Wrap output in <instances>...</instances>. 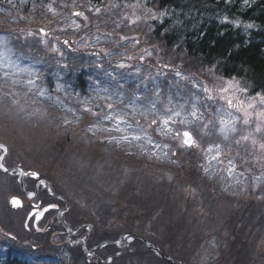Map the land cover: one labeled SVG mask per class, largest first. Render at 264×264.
Listing matches in <instances>:
<instances>
[{
    "label": "rangeland",
    "instance_id": "rangeland-1",
    "mask_svg": "<svg viewBox=\"0 0 264 264\" xmlns=\"http://www.w3.org/2000/svg\"><path fill=\"white\" fill-rule=\"evenodd\" d=\"M0 1H5L4 3L8 7H11L9 4L14 5L17 4V2H20L19 0ZM47 1L46 7H48L52 15L57 14L60 17V14H63L62 18H59V21H63V25L67 28L72 30L80 26L89 27L95 25L94 27L97 28V32L100 31L102 33L100 39L105 40L106 42H111L113 45H116L119 40L113 41L109 38H105V36H103L104 34L108 33L110 35H117L120 33L119 29L122 27L125 26L128 28L130 25H135V22L139 17H143L144 19V25H142V28H148L152 20L150 10H146L145 6L142 5L144 3L140 0L127 1L123 3L121 8L114 7L112 0H100L99 7L108 9L113 15V17H108L107 20L102 21H95L94 19H91V17L87 20V18L82 16V0H57V5L54 4V1L56 0ZM37 2L42 3V0H37ZM6 6L2 3L0 4V13L8 11ZM84 8H86V6H84ZM65 11L68 12L65 13ZM11 19L17 21L15 18ZM29 21L22 24V30L28 28V25H30ZM91 21H93V23ZM123 21L125 23H123L124 25H121V22ZM5 24H2L0 16V26H2L0 32L3 31L1 30L2 28H5ZM17 26L20 25L14 24V27ZM38 29L39 28L36 29L35 37L39 39ZM43 29H47L49 34L43 38L52 36L48 24H44ZM31 34H33V31ZM89 36L91 37L92 35ZM130 36H134L133 40H141L143 37L142 34L138 32L135 35L131 34ZM5 39L8 38L5 36L0 37V84H10L16 87H21L24 89L23 93H27L30 97L25 96L29 102V106L12 104L8 107H0V119L14 125L13 130L15 131L14 135L16 136V140L28 141V139H30L28 144L31 147L38 145L39 151H41L40 148L43 147V144L47 145L49 141H51L50 134L46 129V123H56V120L59 117L64 118V123H66V125L69 123L68 121H83V123L87 125V129L99 138V143L102 141H108L116 146L125 147L137 156L145 155L149 158H155L158 160H171L170 154L172 149L169 142L174 140L173 134L179 127L191 126L190 128H193L199 126L200 122L205 117L211 115L214 116L218 126H220L219 131L228 133L234 131L237 121L240 128V134L243 136L241 141L233 142L230 145H220L219 143L209 144L205 147L201 145L199 149L201 153L196 156L194 161V163L198 165V169L203 173V176L208 179L214 178L217 186L227 196H235L234 201L229 197L226 199L220 198V205H215V209L210 212L212 216L208 215L205 223H203V227H201L202 225H200V222H196L192 225L194 220L191 217L181 218V216H179L180 212H186L189 210L188 206L187 210L177 209L178 211L174 212V209L171 211V208H175L176 203H168L158 214L157 222L154 216L146 218L149 219L150 222L147 225V229H144L141 232L146 237L150 238H153L158 234L166 238L173 233L178 232L175 230L177 228L181 232L185 231L186 235L193 236L197 234L195 230L198 227H201L204 228V233L209 234L211 238L210 244H207L208 250L210 249V251L216 256L220 257L222 252L228 251L226 257H229L231 254H236V256L243 261L242 264H245L243 254L250 255V257L254 259L253 264H264V229L260 231L259 241L254 247L252 246V241L246 245H241L235 242L232 244L233 236L238 233L246 235V233L254 227L252 226V212L246 213V215L249 216V219H251L246 222V224L250 226V229L248 230H241L242 225H244V223H242L244 217H240V219H238V216L236 219L232 217L235 226H233V224L228 226L229 223L226 220L228 210L232 208L240 210L242 208L238 196H245L248 191H252V189L256 191L259 185L264 181V102L261 100V97H264L263 95L259 93H254L252 95L242 88L238 93L233 90L232 95L229 96L227 91H224L227 89L226 84L218 81L214 83V76L207 72L204 76L200 77H186L179 73L177 74V79L186 80L195 87L194 92L189 94H186L185 92L174 93L170 87L166 90L159 89L160 85H158V88H155V86L151 84L148 88H143V90L139 92L148 95L146 101H138L136 97L125 101L126 93L130 92L131 95H134L139 89L133 90L129 79L124 82L121 81V86L116 88L114 87L115 85L110 86L107 82H101L100 80L96 81L92 78L94 84L91 87L86 88L89 92L88 97H80V95L71 94L70 90H67L68 85H66V82L69 80L62 82V76L60 74L52 75L54 76L53 80L55 82L52 89L44 86L42 82L45 80V77L40 73V70L42 69H37L34 66V62L23 61L19 56L11 57V50L4 47ZM96 42L97 39H95L93 43ZM77 45L81 46V43L79 42ZM150 49L149 46H146L144 49L138 51V55L143 52L144 55H142V57H145V55L151 53L152 50ZM110 50L113 49L110 48ZM123 56V54L117 52L115 54H108V57L105 58V60L113 63L112 67L114 66V68L113 70H109V73L118 80L120 79L122 74L121 71L124 68L120 65L125 66L127 64L126 56H124V58ZM204 77L207 78L204 85L208 87L205 86V92L203 93L198 90L202 88L199 83L204 82ZM233 88H235V86ZM229 98L235 103L236 101L243 102V106L236 111L241 119H238V115L234 113L225 117L223 113L219 111L224 108L225 103ZM38 99H43L47 102L58 105L61 111L65 110L68 112V116L59 114L55 119L51 116L47 122L40 116L39 123L42 127L37 129L36 132H32L28 128L27 123L26 125L21 124L18 118L23 120V115H28L27 118L32 120L36 116L41 115L40 111L43 110V105H37ZM21 100L22 98L16 99L17 102ZM214 104L216 105L215 108L213 107ZM248 105H252V107H248ZM87 111L91 113L90 118L86 115ZM223 112L227 111L223 110ZM7 113H12L16 117L5 116ZM28 121L29 120H27V122ZM0 134L2 136H12L6 125L0 127ZM45 140L48 142H45ZM196 146L198 147V143ZM31 153H33V150ZM200 157L202 159L199 162ZM92 158L96 159L94 156H92ZM84 160L85 157H82L78 164L73 162V160L67 162L68 164L71 162V164L80 171L81 179L82 174L86 169L90 170L91 177L92 175L94 176V180L92 178L88 182V185L91 187L89 190H86L85 187L80 186L79 184L78 187L83 190H80L79 196L76 200L74 199V204L77 206L79 213L84 214L90 220L92 217L98 227H111V229L114 230V225L115 227H120L122 222L116 220L117 217L115 216V219L110 218L108 220L107 225H104L103 222L100 223L98 217L99 213L97 212V209L99 208V200L95 198H99L100 195L107 192L115 193L113 195L118 196L116 192L117 185L114 186V183L108 179L110 176L108 174L109 171H104L102 165H99L97 168L86 165L83 169H80L78 166L82 165ZM54 161L59 163L58 159ZM135 162L137 164L139 163L138 160H135ZM61 165L64 164L61 162ZM160 168H155V170L160 173L167 171V173L163 174L165 177L169 176L172 173L171 170L174 169L168 166L167 168L164 167L163 170ZM96 174L97 176L95 177ZM110 174L113 175L111 172ZM159 181L160 180L158 179L153 180L152 177L148 178V180L142 178L134 183H129L125 180L123 181V184H121V187L124 189L132 186L130 188H132L134 194L137 195L136 192L143 189L146 185L151 183L158 184ZM166 195H170L168 191L166 192ZM70 196L72 199V196L75 197L76 194H69V197ZM260 196L261 195L257 197L260 198ZM256 203H258V201L253 204ZM218 210L220 215L218 218H214V215ZM121 211H123V209ZM172 212H174L172 216L167 217ZM137 218L140 217L137 216ZM206 223L212 225V227L216 226V230H219V233L214 234L209 232ZM152 226L155 228H152ZM138 232L140 233V231ZM201 237L202 236L198 234L195 237L188 238L189 242L184 247V250L188 251L189 244L194 243ZM134 240L132 243H136V246L133 247L139 249L140 252V250L143 249L144 244H142L139 239ZM128 242L131 243V239L127 241V246H132H129ZM175 244L179 245L178 242ZM219 249L224 250L221 252ZM206 252L201 254L197 259L196 256L194 258L191 257V259L189 258V261L192 264H206L208 260V254ZM139 255L143 259V264H157V261L151 254L144 252ZM211 257L212 255H210V258ZM234 259L235 257L232 260ZM218 260H220L221 264L224 263H222V261H225L221 259Z\"/></svg>",
    "mask_w": 264,
    "mask_h": 264
},
{
    "label": "trees",
    "instance_id": "trees-1",
    "mask_svg": "<svg viewBox=\"0 0 264 264\" xmlns=\"http://www.w3.org/2000/svg\"><path fill=\"white\" fill-rule=\"evenodd\" d=\"M113 1L118 4L131 0ZM140 1L144 3L142 5L145 7L148 6L146 7L147 9L154 11L156 17L154 24L146 29L144 38L136 46H132V51H137L136 49L140 48L143 42H147L148 46L153 50V54L150 55L151 62L162 69H167L170 73L172 68L176 67H191L202 71L209 69L222 76L234 75L237 78L245 79L252 91L264 93V0ZM46 2L48 1L42 0V3H40L37 0H27L22 5L17 2L14 5L9 4L11 7H8L4 2L0 1V4L2 3L8 9L7 12L0 13L2 24L6 23L5 28L1 30L11 32L9 37L15 39L16 44L10 41L15 53L17 55L23 53L30 60L41 59L44 55V49L43 52L41 50L37 51V43L34 42L31 45V51H29L21 35L20 26L14 27V24L22 25L30 20L31 26H40L43 20H49L50 30L53 32L52 35L54 34L52 39L49 40V47L53 48L55 44L59 45L61 54L48 52L42 58L44 60V68H48V71L58 70L64 72L73 81V92H79L81 95L89 94L85 89L87 79H91V82H94V80L103 82L107 79L110 80L108 82L110 86L116 85L115 77L112 76L111 78L110 74L106 73L109 71L111 64L105 60L108 50L110 48L114 50L116 45L111 44V42H106V45H104L100 41L96 47H90L92 43H89V41L94 38L100 39L97 36H93L98 34L97 28L94 27L95 25L89 27L80 26L71 30L63 25V21H59L63 14H60V17L57 14L52 15L48 7H46ZM82 2V16L87 18V20L91 17L95 21H102L112 17L103 8L99 7L100 0H82ZM54 4L57 5L58 1H54ZM67 12L65 11V13ZM11 18H15L17 21ZM91 22L93 23V21ZM127 32H130V30L125 28L120 30V34ZM89 35L92 36L90 37ZM99 35H102L100 31ZM103 36L117 41L116 35L106 33ZM64 41H67V44H64ZM79 42L81 46L77 45ZM40 48H44V46ZM131 54V52H125L127 59L130 58ZM99 56H102V58L98 59ZM130 61H132V57ZM129 67L125 69L127 70ZM127 71L131 72V68ZM137 71L141 76L140 81H142V67ZM58 115L59 112L52 115V118L55 119ZM58 119L56 123H46V129L50 134L51 141L47 144L48 146L43 144V147L40 148L41 153L36 156V158L39 157L37 162L45 167L49 163L48 173L50 175L55 174V176L57 170L53 169V163L56 159L73 160V162L78 164L83 155H85L84 162L78 166L80 169H83L86 165L93 168L102 165L104 171H109L108 174L110 176L108 179L114 183V186L117 185L116 192L118 194V196L111 195L108 197L103 194V201L108 200V206L102 209L103 215L113 214L115 210L118 212L121 205V208L125 210L122 213L128 212L131 215L139 216V221H141L152 216L150 208H160V211L155 213L157 222L158 214L168 203H176V206L181 204V208H184L190 199H195L196 201L193 202L192 207H199L200 200L207 199L209 202L213 201L215 203L220 199L213 196L212 187L204 186V183L198 180L199 172L190 164L182 162V166H174L171 162H157L148 160L145 157V160H141L138 165L133 155H126L124 150H118L115 145L108 142L99 144L88 132L86 137H84L82 133L83 124L67 123L66 125L63 117ZM40 127H42L40 124L37 126L32 124L33 132H36ZM45 142L48 141L45 140ZM91 155L96 157V159H93ZM167 166L174 168L169 176L165 177L163 175L167 171L160 173L155 170V168L160 167L163 170ZM77 173L79 175L78 184L89 190L91 187L88 182L92 178L94 180V176L92 175L91 177L90 170L86 169L83 174L81 173L82 179L78 169ZM152 176L155 177L153 180H160L158 184H153L149 187L145 186L140 190L139 195L134 194L133 189L130 188L132 186L124 189L121 187L125 180L129 183H134L142 178L148 180ZM196 187H200V190L193 192L191 188ZM80 190L82 191L83 189L80 187L74 189L72 193H75L76 196L73 199H77ZM167 191L170 194L169 196L166 195ZM240 205L242 207L240 210L236 208L228 210L226 218L229 223L228 226L231 224L235 226L232 217L236 219L238 216V219L244 217V221H242L244 225H242L241 230L250 229L246 222L251 219L246 213L252 212V226L254 227L246 235L238 233L233 236L232 244L235 242L246 245L252 241V246L254 247L259 241L260 231L264 229V194L261 195L259 202L256 204H248L240 199ZM173 209L174 212L177 210V208H171V211ZM208 211H211L210 206H208ZM172 214L173 212L167 217L172 216ZM143 221L146 222V219ZM128 222L131 224L132 221L129 220ZM141 226L142 223L139 228ZM125 229L132 228L127 227ZM175 230L181 232L177 228ZM196 231L200 233L193 236H188L184 232L174 233L172 234V239L177 240L182 249L188 244V238L195 237L198 234L202 237L198 238L194 243H190L189 247H200L199 245L210 244V235L204 233V228L199 227ZM210 232L218 234L219 230L217 231L216 226H214L210 227ZM219 250L222 252L224 249ZM227 252H222L219 258L214 253L211 252V254L214 258L213 260L217 263H220V260L216 259L225 260L222 261V263L224 262L223 264L243 263L236 254L226 257ZM234 257L235 259L232 260ZM243 259L245 264L254 263V259L250 255L243 254Z\"/></svg>",
    "mask_w": 264,
    "mask_h": 264
},
{
    "label": "flooded vegetation",
    "instance_id": "flooded-vegetation-1",
    "mask_svg": "<svg viewBox=\"0 0 264 264\" xmlns=\"http://www.w3.org/2000/svg\"><path fill=\"white\" fill-rule=\"evenodd\" d=\"M11 148V144L5 138L0 140V219L2 218V223L11 230L5 232V236L19 244L26 241L27 244H21L16 261L20 259L23 264H27L32 254L37 256L36 260L39 259V255L46 256L41 259L48 258L49 250L52 247H57L50 245V242L66 241V234L59 216L62 215L64 219H68L71 212L69 210L64 214L65 203L61 198L64 196L63 191L52 190L56 195L51 196L48 188L39 182L42 177L32 180L29 177L30 173H27L32 168L18 162L16 151ZM18 167L24 169L21 175L22 183L17 171ZM36 187L37 194L32 199L30 197ZM13 201L16 203L14 204ZM73 231L76 232L74 237L72 236L73 241L78 239L86 241L87 231L81 225L75 227ZM50 238L53 240L50 241ZM63 247L70 248L68 245ZM76 250H80V247H77ZM91 256V258L83 256L84 261L87 264H97L98 262L95 260L97 255Z\"/></svg>",
    "mask_w": 264,
    "mask_h": 264
},
{
    "label": "bare ground",
    "instance_id": "bare-ground-1",
    "mask_svg": "<svg viewBox=\"0 0 264 264\" xmlns=\"http://www.w3.org/2000/svg\"><path fill=\"white\" fill-rule=\"evenodd\" d=\"M83 157H85V155H83ZM58 161H59V163L57 161H54V163H53V169L57 170L56 176H55V174L50 175L48 173L49 163H47V165H46L47 167L42 172L41 177L43 180L50 183L51 191L55 190L57 192L58 191L60 192L63 190V191H66L67 193H72L74 191V189H76L79 186V184H78L79 175L77 173V168L74 167L71 164V162L68 164L67 162L69 160H67V159H65V160L58 159ZM61 162L64 165H61ZM52 192L54 193V191H52ZM61 198L65 202V196H61ZM226 198H227V195L223 192L221 199H226ZM118 220H120L122 223H121L120 227H116L117 232L126 231L125 228H127V227L132 228V229H128V230H137L139 227V219L137 218V216L131 215L128 212L121 213L118 217ZM129 220L132 221L131 224L128 222ZM126 224H127V226L125 227ZM129 239H131V243L128 242V245L129 246L132 245L130 247L127 246V241ZM133 240L134 239L132 237L124 239L125 249L127 251H130V258L128 259L127 264H143V259L139 255L138 249L133 247V246H136V243H132ZM70 241L72 244H75V241H73V239H70ZM12 264H15V263H12ZM120 264H125V263H120Z\"/></svg>",
    "mask_w": 264,
    "mask_h": 264
},
{
    "label": "snow or ice",
    "instance_id": "snow-or-ice-1",
    "mask_svg": "<svg viewBox=\"0 0 264 264\" xmlns=\"http://www.w3.org/2000/svg\"><path fill=\"white\" fill-rule=\"evenodd\" d=\"M41 35H46V33H45L43 30H41ZM120 66H121V67H124V65H120ZM30 83H31V82H30ZM233 87H234V85H233L231 82H229V83H228V88H233ZM206 91H207V89H206ZM224 91H227V89H225ZM261 100H262V102H264V97H261ZM226 102H227V105H228L229 108H233V107H235V108H240V107L243 106V102H242V101H236V103L233 104L231 98H229ZM248 107H252V105H248ZM219 111H221L225 117L231 115L230 112H223V109H221V110H219ZM222 122H223V121H222ZM185 136H188V133H185ZM13 203L15 204L16 201H13Z\"/></svg>",
    "mask_w": 264,
    "mask_h": 264
},
{
    "label": "clouds",
    "instance_id": "clouds-1",
    "mask_svg": "<svg viewBox=\"0 0 264 264\" xmlns=\"http://www.w3.org/2000/svg\"><path fill=\"white\" fill-rule=\"evenodd\" d=\"M211 98V97H210Z\"/></svg>",
    "mask_w": 264,
    "mask_h": 264
}]
</instances>
